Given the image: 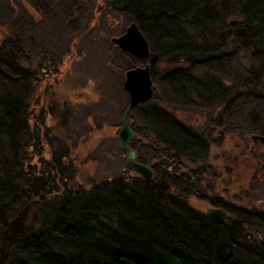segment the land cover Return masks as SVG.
I'll return each instance as SVG.
<instances>
[{"label": "trees", "instance_id": "trees-1", "mask_svg": "<svg viewBox=\"0 0 264 264\" xmlns=\"http://www.w3.org/2000/svg\"><path fill=\"white\" fill-rule=\"evenodd\" d=\"M104 3L150 43V59L122 52L127 69L153 62L155 94L132 114L131 146L154 175L146 180L126 165L89 187L79 183L77 138L69 146L60 130L29 119L34 85L17 68L29 41L18 42L11 27L0 45V264H264V178L237 200L205 188L224 129L232 124L246 145L264 135V0ZM50 46L42 54L59 57ZM33 155L44 178L28 169ZM253 159L264 166V152ZM193 200L226 209L228 219L213 223Z\"/></svg>", "mask_w": 264, "mask_h": 264}, {"label": "rangeland", "instance_id": "rangeland-1", "mask_svg": "<svg viewBox=\"0 0 264 264\" xmlns=\"http://www.w3.org/2000/svg\"><path fill=\"white\" fill-rule=\"evenodd\" d=\"M107 10L104 0H0L1 42L7 43L11 39L12 28L19 37L18 42L27 35L35 36V44L27 42L29 47L25 44L24 51L21 47L17 68L25 59L28 68L62 69L56 87H51L52 94H49L46 108L39 115L30 113L29 119L33 124L42 123L41 128L48 124L54 132L60 130L59 134L69 146L77 138L78 144L71 146L74 148L72 162L78 167L77 180L86 187L108 174L120 173L126 166L116 130L121 126L130 102L129 93L123 87L127 71L125 63L130 57L110 40L113 35L123 33L121 27L127 24L126 30L130 24L123 16L115 17ZM19 17H24V21ZM9 20L12 24L8 23ZM77 23H81L83 31L79 29L80 33L74 34ZM47 44L53 45L50 50L59 57L42 54L49 50ZM53 58L56 63L50 62ZM240 60L246 62L244 53L240 54ZM40 73L44 78L45 74ZM36 101L29 103V112L36 103L35 106L42 107ZM237 105L244 109L243 104ZM208 113L209 116L216 112L208 110ZM64 116L68 124L60 127ZM181 116L195 124L203 121L201 114L182 111ZM231 125L223 130L227 134L219 141L220 147L214 148L217 158L213 162L219 172L225 167L228 169L229 191L237 200L249 189L251 181L264 178V166L256 165L255 159L245 155L246 146L231 132ZM222 129H215L217 135ZM46 152L50 159L49 147ZM27 163L29 170L34 169L37 176L45 177V164L39 162V156L33 155ZM255 185L258 186V182ZM193 203L202 210L206 209V205L197 200ZM263 203L259 202L260 205Z\"/></svg>", "mask_w": 264, "mask_h": 264}, {"label": "water", "instance_id": "water-1", "mask_svg": "<svg viewBox=\"0 0 264 264\" xmlns=\"http://www.w3.org/2000/svg\"><path fill=\"white\" fill-rule=\"evenodd\" d=\"M111 43L141 59H147L151 55L150 43L136 22H132L122 35L113 36ZM123 86L130 95V102L116 134L120 141V148L125 151L127 165L149 180L153 176V170L138 160L137 152L131 147L130 142L136 137L131 127L132 113L141 103L151 100L154 94L150 65L128 69ZM252 139L264 144V135L254 134ZM206 214L215 224L224 223L229 216V213L221 208H209Z\"/></svg>", "mask_w": 264, "mask_h": 264}, {"label": "flooded vegetation", "instance_id": "flooded-vegetation-1", "mask_svg": "<svg viewBox=\"0 0 264 264\" xmlns=\"http://www.w3.org/2000/svg\"><path fill=\"white\" fill-rule=\"evenodd\" d=\"M41 16L43 17V14H41ZM42 21H43V19H42ZM36 25H37V23H36ZM26 39L32 44H35V42H36L34 34H31V36L27 35V37L25 39H22L23 42H24V40L26 42ZM0 44H1V39H0ZM22 44L25 46L24 43H22ZM22 62H24V63H20L19 69H21V72L23 74L31 76L27 79L29 81V84L34 85L33 86L34 89L32 90L33 94H32L31 99L35 102L36 101L35 99L38 98V100L36 102H39L40 105L42 104V107H40V108L38 106H35L38 103L34 104L33 109L29 113H36L37 112L39 115L46 108V104L49 102V99H48V97L50 96L49 94H52L51 93V87L52 86L56 87V83L58 82L57 80L60 77V75L62 74V69L60 67H58V68H52V67L42 68V67H36V66L33 68H28V67H26L27 64L25 65V59H23ZM149 64L151 66L150 68H151V72H152V65H153L152 60H149ZM40 72L45 74L44 78H41ZM151 74L153 76V72ZM43 104H45V107L43 106ZM51 113H54V111H51ZM244 145L246 146V148H244L245 155L248 154L247 156H249V157L253 158L256 154L258 155V154L264 152V146L257 143V142H251L248 145H246V144H244ZM255 146H257L258 148L256 149ZM256 162H257L256 165H258V166L261 165V163L257 159H256ZM40 171H42V169H40ZM223 171H221V172L217 171V167L215 164L213 171L210 174H207L208 179L207 178L206 179L208 180L207 181L208 183L205 184V188L208 187L210 189H213V192H212L213 195L216 194V195L220 196V198L227 201L225 198H228L231 200L232 197H231V194L229 191V186H230V184H228L229 179L226 178V175L228 174V169L225 167V168H223ZM251 182L256 183L255 180H253ZM198 203L206 205V208L215 207V206H211V204L209 202H206L204 200H198ZM217 208H221V207L217 206Z\"/></svg>", "mask_w": 264, "mask_h": 264}]
</instances>
